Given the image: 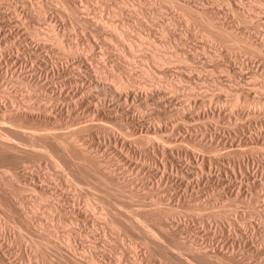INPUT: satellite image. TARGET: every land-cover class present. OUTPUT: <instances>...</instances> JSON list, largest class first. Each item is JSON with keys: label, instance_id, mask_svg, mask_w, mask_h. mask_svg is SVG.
<instances>
[{"label": "rangeland", "instance_id": "374dc122", "mask_svg": "<svg viewBox=\"0 0 264 264\" xmlns=\"http://www.w3.org/2000/svg\"><path fill=\"white\" fill-rule=\"evenodd\" d=\"M62 1L0 0V112L4 107L9 108L8 106H12L14 103L15 106L19 105L20 107L24 106V104L25 106L28 103L30 106L32 104L33 108L36 107V109L34 108L36 111L42 109L41 112L40 110L37 111L36 114L38 115L31 119L30 117H23L22 119L20 117L18 121L14 120L12 116L13 119L9 120L11 115H7L4 117L6 119L4 123L6 121H12L11 123L18 121L19 125H28L29 128L24 127L28 131L33 128L32 130L36 132H44L46 130L59 135L64 130L69 132L71 127L75 131L72 135L75 137H72V139L77 138L76 140H69L70 143L67 144L69 148L64 153L53 139V141H50L51 138H48L50 139L48 140L49 145L47 142H45L47 145L44 143L46 145L44 148L49 152H46V149L45 151L41 150V145L39 144L31 147L26 145L24 148H28L26 150L27 154L22 152L23 146L20 145L18 147L19 152H16L17 154L15 153V155L19 156L22 152L20 156L23 160L21 161L22 164L18 165L17 158L13 157L14 154L11 151L10 154L7 151L3 155V150L0 149V155H3L0 157V204L2 206H0V241L4 238L0 242V249L3 250H0V264H44V260L40 258L42 257L41 254L39 251L36 252L30 242V236L36 233L35 229L23 225V232L19 233L12 224L16 220V222L21 221L23 223L18 212L22 206L23 210H28V214H32L31 210L33 211L32 216H30L33 217L32 220L35 218V222L38 223L36 228L39 227L40 230L45 229V227L48 228L47 231L51 232L49 239L61 245V247L59 246L62 249L61 253L65 252L63 255L65 258L67 257L66 260L63 258L61 262H57L59 260L56 261L57 254H55L56 252L53 248H50L51 246L47 247V250L48 248L50 249L48 252L51 259L53 260L54 258V263L57 262L58 264H67L68 262L72 264L68 256L70 252L65 247L67 246V239L72 235L71 229L69 230L70 235L67 229L70 226V228L73 229L74 227L75 230L78 229L77 231L80 232L72 240L71 245L73 247L76 246L75 249H78L77 251L81 250L82 247L86 250L89 249L88 251H93V253L96 250L95 254L99 255L102 264H139V261L142 262L141 264H185L186 261L189 262L186 264H190L192 261H195V264H206L207 255L205 257L203 255L204 262H202V257L199 256L201 259L195 257L198 256L195 255L196 251H208L209 254H215L222 250L225 253L234 252L235 255L238 254V259L243 258V261L242 259L240 261H245L247 264H264V257L248 253V249L254 248L255 245L264 250V138L262 139L264 137V104L257 103V101H264V0H67L68 2L65 0L66 5H77L78 12L73 16L71 15L72 13L68 12V10L71 11L70 8L68 7L69 9L66 10L67 8L63 6L65 3ZM62 3L64 4L62 5ZM181 4L186 5L185 7L188 6L190 11H192L191 9L198 12L201 10V15L206 16L203 17L196 11L193 14L189 12L188 7L186 10H182L185 7L181 6ZM185 14L186 16L189 15L187 17V19L189 18L188 20H185ZM197 14L200 16L198 17ZM74 16L79 18L80 21L78 22ZM208 16L213 20L208 22ZM204 18H206L205 20L208 24L212 25L215 23L218 28L215 25V27L211 26V28L210 25L205 24ZM103 21H112L117 29L122 32V39H120L121 37L115 38L112 29H110L111 27L100 24ZM52 26L53 28L55 27L54 33ZM162 28H164V31H162ZM211 34L213 37H208ZM56 37L60 38L59 40L61 41ZM130 46L131 48H128ZM257 46H259L258 49ZM154 52L156 55L171 54L169 56H171L172 60L155 63L156 61L153 62L154 60H151L150 54H154ZM175 56H180L179 58L182 57L183 59H176ZM21 75H23V82L20 81ZM114 76H117V79H124L126 83L128 81L129 84L127 83L124 89H118V92L113 83L116 82ZM32 84H38V86ZM41 85L43 86L41 87ZM34 86H37V88L34 89ZM35 93H38L36 97L34 96ZM237 93L240 98L237 96L239 101L235 105L232 102ZM51 94L52 96H47L49 99L45 97V95ZM41 95L44 97L41 98ZM50 97L54 99L52 100ZM25 98H29L30 102ZM44 100L45 103H43ZM229 101L231 104H229ZM10 102L14 103L11 104ZM6 104L8 105L6 106ZM242 110L243 113H241ZM94 122H97L96 125ZM81 124H84V126ZM1 125L3 127V124H0V130L2 129ZM188 125L190 126L188 127ZM67 132L64 131V133L68 134ZM63 135L65 134H61V136ZM20 136V134H17L15 137L19 138ZM140 136L143 138L141 139ZM15 137L14 139L16 140ZM21 137L24 138L23 136ZM18 140L21 141L20 139ZM166 145L167 147H165ZM163 148H167L171 153L174 150L172 154L174 161L166 153L167 149L165 151ZM240 148L247 151H239ZM59 152L63 154L61 155ZM67 154L71 155L72 158ZM214 154L216 155L214 156ZM73 157L75 160L77 158L75 163H78V167L75 164L73 165ZM216 157L219 159H216ZM10 158L15 160L11 162ZM65 159L73 167L70 164L69 166ZM79 159L83 163L78 161ZM209 161L211 162L209 163ZM86 164L88 167L91 166L92 169L86 167ZM228 164H230V167ZM21 165L22 167H20ZM4 167L10 170L7 171ZM16 167H18L19 171ZM74 167L76 169L80 168L81 170H79L82 174H80L79 170L76 172L77 170ZM95 167L97 170H102L103 175L101 171L100 175ZM97 167H101V169ZM12 169L17 171L16 173L13 170L14 178L9 175ZM210 169L211 171H209ZM4 171L10 172L7 174ZM72 171L77 174H73ZM16 174H18L17 177H15ZM240 174H242L241 180ZM24 176L28 179L32 178L35 186L40 183L38 185L42 186L43 192H41L39 187H36L38 190L36 191L34 185L27 186L24 183L26 181L24 179L27 178ZM99 176L101 178L103 176L106 177L107 179H102L103 182L106 181L103 183ZM17 178L20 180L18 181ZM123 181H126L123 184L124 188L122 186ZM119 183L121 186H117L120 185ZM21 184L24 186L20 188ZM32 186V189L29 188ZM42 193L44 194L42 195ZM38 194L42 195V197L45 194L46 196L42 200ZM55 194H60V198L55 197ZM98 198L103 200V202L101 200L102 204ZM20 199L22 200L21 202ZM48 200L51 201V204L59 202L64 209H68L69 205L71 207L72 204L81 208L88 202L93 205L92 210L95 212L86 210V213L77 212L74 215L62 213L63 215L61 214L60 218L63 221L59 224L57 222V217L59 216L57 214L59 213L56 210H51ZM153 202L156 203V206ZM158 205H161V208L164 206V210L162 209V213H160L163 215L159 214L160 218H157L161 222L163 221L162 226L166 228V232L164 228L160 229V226L157 227L158 225H155V221L151 222L149 220L156 219L155 212L152 217L149 213H146L149 218L145 214L153 206H155L154 209L156 210ZM66 206L68 207L66 208ZM32 207L33 209H31ZM14 208L18 213H15ZM83 208L81 209L84 210ZM139 208L141 209L139 210ZM168 208L170 209L167 210ZM152 209L151 211H155ZM165 209L167 212H165ZM9 210H13L11 211L12 213H9ZM144 210L146 211L144 212ZM115 212H117V215L119 214V217L122 215L123 217L130 216L129 218L134 221L144 213L145 217L143 215L139 219L144 218L143 220L146 221L145 218H147L150 221L149 223L143 221V224H149V228L157 230V235L160 234L162 238L158 237L156 232L150 228V232H155L156 238L158 237V240L161 239V242H163L161 245L166 244L164 246L167 249H171L168 246L176 243L172 246V249L174 247L175 251H178L177 248L182 247L178 252H182V255L185 254L184 256L187 259L188 255L191 258L190 261L189 259L185 260L178 252H176L178 254L173 253L175 251L172 249L170 252H163L162 254L159 250L149 247L155 251V253L152 252L153 256L151 249L149 250L144 245V247L142 246L143 238L146 235H153L150 232L149 234L148 231L147 233L145 232V229L149 230L148 226H145V229L143 226L142 231L138 230L141 229L139 225L140 228L133 230L127 227L128 230L124 226L119 227V229L118 227L117 229L113 228L105 221L109 220V216L115 215ZM137 213L141 215L138 217ZM227 213L230 214L228 215ZM9 215L15 217L16 220L10 216L13 221L10 220L9 222ZM131 215H136V217H131ZM241 218L246 222L238 221ZM158 219L156 222H160ZM229 227L231 230L228 229ZM50 228L51 230H49ZM32 229H34V233ZM138 232L143 235L139 236L140 233ZM171 238H174V240ZM63 239L66 241L64 242ZM179 242L181 243L179 244ZM61 243H65V246ZM184 243L186 246H183ZM129 244L130 246L134 244L135 248L132 247L133 249H131ZM192 244L195 249L192 248ZM176 245L178 246L177 248ZM187 246L189 251L193 249L191 252L194 254L190 252V255L189 251L186 250ZM148 250L151 254L147 252ZM51 251L55 252L54 255L53 252L51 254ZM66 252L68 253L67 255ZM37 253L39 254L38 257ZM147 254L151 255L150 257L147 256L149 261L146 259ZM164 254H169V257ZM176 255L182 256V259ZM141 256L143 261L142 259H137L142 258ZM211 257L214 262L209 260V263L216 264L214 255ZM144 258L146 261H144ZM240 261L239 264H242Z\"/></svg>", "mask_w": 264, "mask_h": 264}, {"label": "bare ground", "instance_id": "6f19581e", "mask_svg": "<svg viewBox=\"0 0 264 264\" xmlns=\"http://www.w3.org/2000/svg\"><path fill=\"white\" fill-rule=\"evenodd\" d=\"M57 1V0H56ZM64 1V3H65V0H63ZM62 1V2H63ZM67 1V0H66ZM69 1V0H68ZM67 1V2H68ZM176 1H178V0H176ZM251 1V0H250ZM60 2H61V0H60ZM72 2H75V1H72ZM58 3V2H57ZM64 3H62V5L64 4ZM81 3H82V1H81ZM180 3V2H179ZM67 3H65L63 6H65V8H67L66 10H68L69 8H70V10L71 11H69L68 10V12H70V13H72L71 15L73 16V15H76L77 14V10H78V8H77V5H66ZM169 4V3H168ZM182 4H184V3H182ZM181 4V6H184V5H182ZM80 5H82V4H80ZM102 5V4H101ZM175 5V4H174ZM58 6V5H57ZM67 6V7H66ZM86 6H88V5H86ZM173 6V5H172ZM186 6V5H185ZM184 6V7H185ZM201 6V5H200ZM69 7V8H68ZM188 7V6H187ZM187 7H185L184 9H182V10H186V8ZM227 7V6H226ZM181 8V7H180ZM202 8V7H201ZM86 9V8H85ZM162 9V8H161ZM160 9V10H161ZM188 9H189V7H188ZM203 9V8H202ZM237 9V8H236ZM65 10V11H66ZM192 11H190V9H189V12H192L193 14H194V12L196 11V12H198L197 10H195L194 11V9H191ZM209 10V9H208ZM234 10V9H233ZM40 11V10H39ZM86 11V10H85ZM88 11V10H87ZM168 11V10H167ZM176 11V10H175ZM200 12H202L201 10H199ZM250 11V10H249ZM186 14H187V12L186 11H184ZM183 12V13H184ZM188 12V13H189ZM200 12H198L200 15H201V13ZM69 13V14H70ZM159 13V12H158ZM182 13V14H183ZM206 13V12H205ZM250 13V12H249ZM96 14V13H95ZM174 14V13H173ZM179 14H180V12H179ZM186 14L184 15V17L186 16ZM233 14V13H232ZM101 15V14H100ZM175 15V14H174ZM173 15V16H174ZM195 15H196V13H195ZM199 15V16H200ZM69 16V15H68ZM89 16V15H88ZM192 16V15H191ZM197 16H198V14H197ZM198 16V17H199ZM201 16H203V17H205L206 15H201ZM252 16V15H251ZM45 17V16H44ZM77 20H78V22L80 21L79 20V18H77L76 16H74ZM108 17V16H107ZM187 17H189V15L188 16H186V18H185V20H188L187 19ZM193 17V16H192ZM209 17V16H208ZM46 18V17H45ZM70 18V17H69ZM89 18V17H88ZM191 18V17H190ZM194 18V17H193ZM200 18H202V17H200ZM199 18V19H200ZM207 18V17H206ZM206 18H204L203 20H205ZM109 19V18H108ZM198 19V18H197ZM208 19V22H210V21H212L213 19H210V17L209 18H207ZM106 20V19H105ZM122 20V19H121ZM135 20V19H134ZM201 20V19H200ZM210 20V21H209ZM247 20V19H246ZM89 21V20H88ZM95 21H97V20H95ZM108 21V20H107ZM107 21H103V22H101L100 24H102V25H106L107 27H111L110 29H112V33L115 35V38L116 37H121L122 35H121V33L122 32H120L119 31V29H117V27L114 25V23L112 22V21H110V22H107ZM182 21V20H181ZM215 21V20H214ZM263 21V20H262ZM82 22V21H81ZM86 22V21H85ZM98 22V21H97ZM139 22V21H138ZM179 22V21H178ZM188 22V21H187ZM99 23V22H98ZM98 23H95V24H98ZM170 23V22H169ZM190 23V22H189ZM198 23V22H197ZM207 23V21L205 20V24ZM214 23V22H213ZM174 24V23H173ZM194 24V23H193ZM72 25V24H71ZM166 25V24H165ZM191 25V24H190ZM207 25H210V27L212 26H214L215 25V23L214 24H208L207 23ZM99 26V25H98ZM103 26V27H104ZM123 26V25H122ZM216 26V25H215ZM214 26V27H215ZM165 27H167V26H165ZM176 27V26H175ZM211 27V28H212ZM221 27V26H220ZM219 27V28H220ZM51 28V27H50ZM52 28H53V26H52ZM55 28V27H54ZM52 29V31L53 30H55V29ZM94 28H96V27H94ZM147 28V27H146ZM172 28V27H171ZM216 28H218L217 26H216ZM215 28V29H216ZM222 29H223V27H221ZM221 28H220V30H221ZM227 28V27H226ZM108 29V28H107ZM124 29H125V27H124ZM130 29V28H129ZM96 30V29H95ZM176 30V29H175ZM225 30V29H224ZM111 31V30H110ZM130 31V30H129ZM162 31H164V28H162ZM161 31V32H162ZM213 31V30H212ZM49 32V31H48ZM167 32V31H166ZM171 32V31H170ZM53 33H54V31H53ZM56 33V32H55ZM133 33V32H132ZM163 33V32H162ZM167 33H169V32H167ZM221 33V32H220ZM108 34V33H107ZM111 34V33H110ZM124 34V33H123ZM127 34V33H126ZM228 34V33H227ZM96 35V34H95ZM168 35V34H167ZM207 35H208V33H207ZM55 36H58V35H55ZM165 36V35H164ZM229 36V35H228ZM231 36V35H230ZM235 36V35H234ZM238 36V35H237ZM39 37V36H38ZM111 37H112V35H111ZM208 37H213L212 36V34L211 35H209ZM224 37V36H223ZM233 37V36H232ZM57 39H58V37H56ZM95 38V37H94ZM106 38V37H105ZM175 38V37H174ZM229 38V37H228ZM60 39V38H59ZM58 39V40H59ZM120 39H122V37L120 38ZM148 39V38H147ZM50 40V39H49ZM105 40V39H104ZM145 40V39H144ZM216 40V39H215ZM29 41V40H28ZM33 41V40H32ZM59 41H61V40H59ZM58 41V42H59ZM227 41V40H226ZM49 43V42H48ZM114 43V42H113ZM130 43V42H129ZM155 43V42H154ZM57 44V43H56ZM59 44V43H58ZM60 44H61V42H60ZM73 44V43H72ZM127 44V43H126ZM156 45V44H155ZM178 45V44H177ZM245 45V44H244ZM68 46H69V44H68ZM134 46V45H133ZM258 47L259 46H257V49H258ZM128 48H131V46L130 47H128ZM182 48V47H181ZM69 49V48H68ZM149 49H150V47H149ZM51 50V49H50ZM133 50V49H132ZM142 50V49H141ZM48 52V51H47ZM138 52V51H137ZM141 52V51H140ZM161 53V52H160ZM178 53V52H177ZM232 53V52H231ZM151 54V60H154L153 62H155V63H159V62H169V61H171L172 60V58H171V56H169V55H171V54H169V55H166V54H162V55H156V53L154 52V54L153 53H150ZM179 54V53H178ZM181 54V53H180ZM173 55V54H172ZM148 56V55H147ZM38 57H39V55H38ZM67 57V56H66ZM176 57V56H175ZM180 57V56H179ZM179 57H176V59H183L182 57L181 58H179ZM185 57V56H184ZM4 58V57H3ZM35 58H37V57H35ZM45 58V57H44ZM84 58H86V57H84ZM22 59V58H21ZM27 59V58H26ZM185 60V59H184ZM187 60H189V59H187ZM33 62V61H32ZM37 62V61H36ZM81 62V61H80ZM47 63V62H46ZM176 63V62H175ZM189 63V62H188ZM21 64V63H20ZM44 64V63H43ZM179 64V63H178ZM33 65V64H32ZM148 65V64H147ZM185 65V64H184ZM39 66V65H38ZM82 66V65H81ZM150 66V65H149ZM25 67V66H24ZM89 67V66H88ZM163 67V66H162ZM198 67V66H197ZM14 68V67H13ZM80 68V67H79ZM93 68V67H92ZM145 68V67H144ZM25 69V68H24ZM85 69V68H84ZM142 69V68H141ZM151 69V68H150ZM180 69V68H179ZM44 70V69H43ZM45 70H46V68H45ZM95 70V69H94ZM220 70V69H219ZM223 70V69H222ZM32 71V70H31ZM52 72V71H51ZM147 72V71H146ZM114 73V72H113ZM33 74H35V73H33ZM33 74H31V75H33ZM92 74V73H91ZM146 74V73H145ZM28 75V74H27ZM37 75V74H36ZM35 75V76H36ZM84 75V74H83ZM112 75V74H111ZM38 76V75H37ZM40 76V75H39ZM86 76V75H85ZM97 76V75H96ZM21 77V82H23V80H22V78H23V75H21L20 76ZM33 77V76H32ZM31 77V78H32ZM75 77H76V75H75ZM106 77V76H105ZM108 77V76H107ZM117 76H114V79L116 78ZM153 77V76H152ZM26 78V77H25ZM27 78H29L28 76H27ZM35 78V77H34ZM33 78V79H34ZM66 78V77H65ZM86 78V77H85ZM88 78V77H87ZM119 78V77H118ZM121 78V77H120ZM40 79V78H39ZM43 79V78H42ZM47 79V78H46ZM113 79V80H114ZM128 79V78H127ZM27 80V79H26ZM32 80V79H31ZM48 80V79H47ZM54 80V79H53ZM116 80V82H113L114 84H115V89L117 88V91H118V89H121V88H125L126 86H127V83H128V81H127V83H126V81L124 80V79H115ZM124 80V81H123ZM142 80V79H141ZM180 80V79H179ZM221 80V79H220ZM36 81V80H35ZM46 81V80H45ZM83 81V80H82ZM96 81V80H95ZM101 81V80H100ZM108 81V80H107ZM31 82V81H30ZM29 82V84H31ZM38 82V81H37ZM64 82V81H63ZM92 82V81H91ZM104 82H106V81H104ZM131 82V81H130ZM134 82V81H133ZM143 82V81H142ZM168 82V81H167ZM33 83H34V81H33ZM60 83V82H59ZM75 83H77V82H75ZM43 84H46V83H43ZM48 84H49V82H48ZM86 84V83H85ZM129 84V83H128ZM140 84V83H139ZM231 84V83H230ZM23 85V84H22ZM32 85H37L38 86V84H32ZM51 85V84H50ZM83 85V84H82ZM136 85V84H135ZM171 85V84H170ZM174 85V84H173ZM37 86L34 88V89H36L37 88ZM43 85H41V87H42ZM62 86V85H61ZM66 86V85H65ZM64 86V87H65ZM84 86V85H83ZM147 86V85H146ZM162 86V85H161ZM241 86V85H240ZM31 87V86H30ZM92 87V86H91ZM138 87V86H137ZM175 87V86H174ZM248 87V86H247ZM33 88V87H32ZM50 88V87H49ZM58 88V87H57ZM60 88V87H59ZM140 88V87H139ZM151 88V87H150ZM56 89V88H55ZM97 89V88H96ZM128 89V88H127ZM135 89V88H134ZM148 89V88H147ZM243 89V88H242ZM252 89V88H251ZM250 89V90H251ZM33 90V89H32ZM49 90H51V89H49ZM53 90H54V88H53ZM73 90V89H72ZM85 90V89H84ZM103 90H104V88H103ZM106 90H107V88H106ZM145 90V89H144ZM149 90V89H148ZM179 90V89H178ZM34 91V90H33ZM52 91V90H51ZM135 91V90H134ZM219 91V90H218ZM223 91V90H222ZM225 91V90H224ZM242 91V90H241ZM5 92V91H4ZM36 92V91H35ZM71 92H73V91H71ZM115 92V91H114ZM119 92V91H118ZM121 92V91H120ZM150 92V91H149ZM228 92V91H227ZM44 93H45V91H44ZM48 93V92H47ZM53 93H55V91H53ZM74 93V92H73ZM107 93V92H106ZM126 93V92H125ZM138 93V92H137ZM217 93V92H216ZM233 94H234V92H232ZM32 96H33V94L32 93H30ZM38 94V93H37ZM37 94L35 93V97L37 96ZM75 94V93H74ZM83 94V93H82ZM105 94V93H104ZM27 95H28V93H27ZM30 95V96H31ZM56 95V94H55ZM60 95H61V93H60ZM90 95H91V93H90ZM225 95H227V94H225ZM251 95V94H250ZM31 96V97H32ZM38 96H40V95H38ZM49 97V96H52V94L51 95H45V97ZM58 96V95H57ZM80 96V95H79ZM123 96V95H122ZM168 96V95H167ZM214 96V95H213ZM236 97L238 96L239 98H240V96H239V94L237 93V95H235ZM234 96V100H233V102H232V104H237L238 103V97L236 98ZM249 96V95H248ZM27 97V96H26ZM31 97H29V98H31ZM44 96H42L41 95V98H43ZM47 97V98H48ZM74 97V96H73ZM72 97V98H73ZM99 97V96H98ZM153 97V96H152ZM193 97V96H192ZM29 98L27 99V98H25V99H27L28 101H29ZM40 98V97H39ZM51 98V97H50ZM111 98H113V97H111ZM145 98V97H144ZM155 98V97H154ZM214 98V97H213ZM220 98V97H219ZM227 98V97H226ZM232 98V97H231ZM46 99V98H45ZM49 99V98H48ZM52 99V98H51ZM54 99V98H53ZM52 99V100H53ZM65 99V98H64ZM98 99V98H97ZM142 99V98H141ZM215 99V98H214ZM10 100H12V99H10ZM26 100V102H28ZM42 100V99H41ZM73 100V99H72ZM76 100V99H75ZM126 100V99H125ZM136 100V99H135ZM1 101V100H0ZM25 101V100H24ZM74 101V100H73ZM80 101V100H79ZM172 101V100H171ZM241 101V100H240ZM253 101V100H252ZM7 102V101H6ZM25 102V103H26ZM30 102V101H29ZM58 102H60V101H58ZM78 102V101H77ZM116 102V101H115ZM132 102V101H131ZM138 102V101H137ZM11 104L12 103H14V102H10ZM41 103V102H40ZM43 103H45V100H44V102ZM89 103V102H88ZM96 103V102H95ZM102 103V102H101ZM133 103V102H132ZM159 103V102H158ZM222 103V102H221ZM256 103V102H255ZM257 103H262V104H264V101H257ZM3 104V103H2ZM21 104V103H20ZM27 104V103H26ZM42 104V103H41ZM57 104V103H56ZM69 104V103H68ZM112 104H114V103H112ZM116 104H117V102H116ZM229 104H231V102L229 101ZM8 104H6V106H7ZM10 105V104H9ZM17 105V104H16ZM46 105H49V104H46ZM61 105V104H60ZM95 105V104H94ZM98 105V104H97ZM251 105V104H250ZM4 106V105H3ZM22 106V105H21ZM45 106V105H44ZM78 106V105H77ZM109 106V105H108ZM138 106V105H137ZM229 106V105H228ZM9 108H7V107H4L3 109H1V112H0V124H3V127H2V125H1V127H2V129L0 130V149L1 150H3L2 152H3V155H4V153H7V151L9 152V154L12 152L14 155H13V157L17 160V165L18 164H20L21 163V161L23 160V158L20 156L21 154H22V152H25V153H27L26 152V150L28 149H26V148H24V146H28V145H30L29 147H31V146H37V144H39V145H41L40 146V148H41V150L43 149L44 151H45V149L46 148H44V147H46V143L45 142H47L48 143V145H49V142H48V140H50V139H48V138H51V140L50 141H55L56 142V144L60 147V149H61V151H63V153L65 152V150L67 151V148H69V147H67V144L68 143H70V141L69 140H71L72 139V137H75V136H72L73 134H74V130H73V128L71 129V127L69 128V132H67L66 130H64L65 132H67L68 134H66V133H64V131L63 130H61V131H63V133H61V134H65V135H63V136H61V134L59 135V134H55V133H51V132H47L46 130V132L44 131V132H42V131H40V132H36V131H34V130H32V129H30L29 131H28V129H25V128H29V126L27 127V126H23V125H19L20 123L18 122L19 121V118L21 117V119L24 117H30V119L31 118H34L35 116H37L38 114H36V112L37 111H39L40 110V112L42 111V109H39V110H34V108L36 109V107H32V104H31V106L29 105V103L25 106V104H24V106H22V107H20L19 105L18 106H15V103L14 104H12V106H8ZM63 107V106H62ZM135 107V106H134ZM152 107H154V106H152ZM234 107V106H233ZM249 107V106H248ZM40 108V107H39ZM42 108V107H41ZM64 108V107H63ZM80 108V107H79ZM82 108V107H81ZM109 108V107H108ZM141 108V107H140ZM169 108H171V107H169ZM247 108V107H246ZM216 109V108H215ZM45 110V109H44ZM53 110V109H52ZM111 110V109H110ZM150 110V109H149ZM184 110V109H183ZM244 110V109H243ZM243 110H242V112L241 113H243ZM250 110V109H249ZM173 111V110H172ZM171 111V112H172ZM177 111V110H176ZM185 111V110H184ZM194 111V110H193ZM251 111V110H250ZM39 112V114H41ZM63 112V111H62ZM61 112V113H62ZM115 112V111H114ZM141 112V111H140ZM174 112V111H173ZM180 112V111H179ZM229 112V111H228ZM47 113V112H46ZM80 113V112H79ZM99 113V112H98ZM104 113H106V112H104ZM119 113V112H118ZM177 113V112H176ZM252 113V112H251ZM116 114V113H115ZM120 114V113H119ZM183 114V113H182ZM185 114V113H184ZM238 114H240V113H238ZM9 116V115H11V117H10V119L9 120H11V118H12V116L14 117V120H18V121H14L15 123H11L10 121H6L7 122V124H5L4 123V120H6V119H4V117H6V116ZM111 115V114H110ZM157 115V114H156ZM168 115V114H167ZM172 115V114H171ZM176 115V114H175ZM190 115V114H189ZM205 115V114H204ZM219 115V114H218ZM83 116V115H82ZM97 116V115H96ZM113 116V115H112ZM143 116V115H142ZM163 116V115H162ZM80 117V116H79ZM172 117V116H171ZM26 118V119H27ZM42 118H43V116H42ZM45 118H46V116H45ZM103 118V117H102ZM13 119V118H12ZM21 119H20V122H21ZM166 119V118H165ZM44 120V119H43ZM46 120V119H45ZM57 120V119H56ZM64 120V119H63ZM96 120V119H95ZM98 120V119H97ZM80 121V120H79ZM160 121V120H159ZM23 122V121H22ZM34 122V121H33ZM86 122V121H85ZM10 125H9V124ZM16 123H18V124H16ZM95 123V125H96V123L97 122H94ZM134 123V122H133ZM185 123V122H184ZM49 124V123H48ZM78 124V123H77ZM88 124V123H87ZM128 124V123H127ZM135 124V123H134ZM32 125V124H31ZM30 125V126H31ZM76 125V124H75ZM81 125H83L84 126V124H81ZM80 125V126H81ZM144 125V124H143ZM177 125V124H176ZM187 125V124H186ZM72 126V125H71ZM87 126V125H86ZM108 126V125H107ZM131 126H133V125H131ZM190 125H188V127H189ZM25 127V128H24ZM36 127V126H35ZM79 127V126H78ZM127 127V126H126ZM83 128V127H82ZM180 128V127H179ZM62 129V128H61ZM86 129H88V128H86ZM85 129V130H86ZM96 129V128H95ZM99 129V128H98ZM106 129H107V127H106ZM207 129V128H206ZM90 130V129H89ZM100 130V129H99ZM98 130V131H99ZM129 130V129H128ZM141 130V129H140ZM187 130V129H186ZM38 131V130H37ZM208 131V130H207ZM212 131V130H211ZM54 132V131H53ZM60 132V131H59ZM114 132V131H113ZM143 132V131H142ZM173 132V131H172ZM205 132V131H204ZM14 133H16V135L17 134H20L21 136H23L24 138H22L21 136V138L19 137H15L16 135H14L13 136V134ZM77 133V132H76ZM107 133V132H106ZM83 134V133H82ZM114 134V133H113ZM185 134V133H184ZM187 134V133H186ZM191 134V133H190ZM196 134V133H195ZM203 134V133H202ZM201 134V135H202ZM78 135V134H77ZM133 135V134H132ZM164 135H166V134H164ZM208 135V134H207ZM236 135V134H235ZM120 136V135H119ZM131 136V135H130ZM205 136V135H204ZM240 136V135H239ZM14 137L16 138V140L14 139ZM79 137V136H78ZM82 137V136H81ZM139 137V136H138ZM137 137V138H138ZM163 137V136H162ZM185 137V136H184ZM235 137V136H234ZM20 139L21 141H19L18 139ZM70 138V139H69ZM115 138V137H114ZM117 138H119V137H117ZM125 138V137H124ZM124 138H123V140H124ZM134 138V137H133ZM140 138L142 139L143 137H141L140 136ZM176 138H178V137H176ZM217 138V137H216ZM245 138V137H244ZM243 138V139H244ZM259 138V137H258ZM264 137H262V139H263ZM53 139V140H52ZM77 138H73L72 140H76ZM130 139V138H129ZM160 139V138H159ZM172 139V138H171ZM213 139V138H212ZM47 140V141H46ZM111 140V139H110ZM147 140V139H146ZM163 140V139H162ZM161 140V141H162ZM177 140V139H176ZM197 140V139H196ZM199 140V139H198ZM219 140V139H218ZM241 140V139H240ZM258 140V139H257ZM86 141V140H85ZM131 141V140H130ZM154 141V140H153ZM194 141V140H193ZM205 141V140H204ZM256 141V140H255ZM123 142V141H122ZM132 142H133V140H132ZM228 142V141H227ZM226 142V143H227ZM260 142V141H259ZM263 142V141H262ZM46 145H45V144ZM53 143V142H52ZM80 143V142H79ZM135 143V142H134ZM144 143H145V141H144ZM150 143V142H149ZM154 143V142H153ZM181 143V142H180ZM231 143V142H230ZM247 143V142H246ZM55 144V145H56ZM71 144H72V141H71ZM81 144V143H80ZM111 144V143H110ZM163 144V143H162ZM182 144V143H181ZM258 144V143H257ZM20 145L21 146H23L22 148H23V150L25 149V151H23L22 150V148H20L21 150H22V152H21V154L19 155V156H17V155H15V153L16 152H19V149H18V147H20ZM38 145V146H39ZM74 145L76 146V144H75V142H74ZM137 145V144H136ZM171 145V144H170ZM173 145V144H172ZM241 145V144H240ZM117 146V145H116ZM152 146V145H151ZM154 146V145H153ZM155 146H156V144H155ZM169 146V145H168ZM186 146V145H185ZM54 147V146H53ZM56 147V146H55ZM58 147V148H59ZM97 147V146H96ZM134 147V146H133ZM163 147V146H162ZM165 147H167V145L165 146ZM164 147V148H165ZM180 147V146H179ZM184 147V146H183ZM39 148V149H40ZM57 148V149H58ZM150 148V147H149ZM163 148V150H165L166 151V149H164ZM245 148H247V147H245ZM254 148V147H253ZM114 149V148H113ZM118 149V148H117ZM121 149V148H120ZM125 149H127V148H125ZM153 149V148H152ZM177 149V148H176ZM179 149V148H178ZM210 149V148H209ZM208 149V150H209ZM213 149V148H212ZM238 149V148H237ZM30 150V149H29ZM40 150V151H41ZM55 150V149H54ZM77 150V149H76ZM112 150V149H111ZM130 150V149H129ZM138 150V149H137ZM157 150V149H156ZM240 150H244V149H242V148H240L239 149V151ZM11 151V152H10ZM81 151H82V149H81ZM173 152H174V150H172ZM179 151V150H178ZM177 151V152H178ZM182 151V150H181ZM244 151H247L246 149L244 150ZM46 152H49V151H47V149H46ZM84 152V151H83ZM125 152H126V150H125ZM173 152L171 153V151L170 150H168L167 149V151H166V153L167 154H169L168 156L169 157H171V160L172 161H174V156L172 155L173 154ZM194 152V151H193ZM192 152V153H193ZM196 152V151H195ZM220 152V151H219ZM227 153H228V151H226ZM1 153V152H0ZM35 153V152H34ZM60 153V152H59ZM63 153H60L61 155L63 154ZM73 153V152H72ZM82 153V152H81ZM129 153V152H128ZM132 153V152H131ZM140 153H141V151H140ZM221 153V152H220ZM226 153V154H227ZM242 153V152H241ZM17 154V153H16ZM28 154V153H27ZM66 154V153H65ZM145 154V153H144ZM235 154V153H234ZM237 154V153H236ZM240 154V153H239ZM2 155V156H3ZM25 155V154H24ZM49 155V154H48ZM67 155H69V154H67ZM124 155V154H123ZM127 155V154H126ZM129 155V154H128ZM146 155H147V153H146ZM187 155V154H186ZM186 155H185V157H186ZM195 155V154H194ZM193 155V156H194ZM216 154H214V156H215ZM224 155V154H223ZM1 155H0V157H2ZM6 156V155H5ZM12 156V155H11ZM10 156V157H11ZM34 156V155H33ZM66 156V155H65ZM70 157H71V155H69ZM122 156V155H121ZM137 156V155H136ZM166 156V155H165ZM228 156V155H227ZM40 157V156H39ZM67 157V156H66ZM77 157V156H76ZM93 157V156H92ZM204 157V156H203ZM223 157V156H222ZM65 158V157H64ZM72 158V157H71ZM79 158V157H78ZM81 158V157H80ZM140 158V157H139ZM166 158V157H165ZM195 158V157H194ZM218 157H216V159H217ZM244 158V157H243ZM8 159V158H7ZM15 159H12V160H15ZM125 159V158H124ZM146 159V158H145ZM185 159V158H184ZM198 159V158H197ZM197 159H196V162H197ZM219 159V158H218ZM226 159V158H225ZM6 160V159H5ZM10 160H11V158H10ZM12 160H11V162H12ZM73 160H74V163H73V165L75 164V165H77L76 163H75V161L77 160V158H76V160L74 159V157H73ZM96 160V159H95ZM98 160V159H97ZM111 160V159H110ZM132 160V159H131ZM149 160V159H148ZM26 161V160H25ZM63 161V160H62ZM65 161L67 162V164H68V162L69 161H67V159H65ZM78 161H82L81 159H79ZM123 161V160H122ZM136 161V160H135ZM140 161V160H139ZM167 161V160H166ZM202 161H204L203 159H202ZM214 161V160H213ZM228 161V160H227ZM41 162V161H40ZM55 162H57V161H55ZM59 162V161H58ZM64 162V161H63ZM71 162V161H70ZM79 162V163H80ZM97 162V161H96ZM163 162H164V160H163ZM170 162V161H169ZM182 162V161H181ZM190 163H191V161H189ZM211 161H209V163H210ZM221 162V161H220ZM231 162V161H230ZM229 162V163H230ZM14 163V162H13ZM82 163H83V161H82ZM84 163H86V162H84ZM174 163V162H173ZM186 163H187V161H186ZM235 163V162H234ZM11 164V163H10ZM15 164V163H14ZM22 164V163H21ZM56 164V163H55ZM70 164V163H69ZM68 164V165H69ZM91 164V163H90ZM168 164V163H167ZM207 164V163H206ZM243 164H245V163H243ZM24 165V164H23ZM53 165H54V163H53ZM71 165V164H70ZM69 165V166H70ZM87 165V164H86ZM85 165V166H86ZM125 165V164H124ZM135 165V164H134ZM148 165H149V163H148ZM164 165H166V164H164ZM220 165V164H219ZM225 165V164H224ZM229 165V167H230V164H228ZM235 165V164H234ZM15 166V165H14ZM29 166V165H28ZM62 166V165H61ZM72 166V165H71ZM79 166H80V164H79ZM157 166V165H156ZM211 166V165H210ZM215 166V165H214ZM216 166H217V164H216ZM242 166V165H241ZM248 166V165H247ZM8 167H13V166H8ZM20 167H22V165L20 166ZM20 167H19V169H20ZM73 167V166H72ZM76 167H78V165L76 166ZM86 167H88V165L86 166ZM85 167V168H86ZM102 167V166H101ZM101 167L100 168H98V169H101ZM172 167V166H171ZM204 167V166H203ZM209 167V166H208ZM5 168V167H4ZM3 168V170H5ZM17 168V170H18V167H16ZM75 168V167H74ZM74 168H73V170H74ZM89 169H92L91 168V166L90 167H88ZM201 168V167H200ZM232 168V167H231ZM230 168V169H231ZM76 169V168H75ZM80 168H78V169H76L75 171L76 172H78V170H79ZM95 169H96V167H95ZM186 169V168H185ZM253 169V168H252ZM2 170V169H1ZM3 170H2V172H3ZM7 171L8 170H10V169H6ZM13 170L14 169H12V171L9 173V175H12L13 176V178H14V172H13ZM56 170V169H55ZM81 170V169H80ZM79 170V171H80ZM94 170V169H93ZM97 170V169H96ZM159 170H160V168H159ZM162 170V169H161ZM171 170V169H170ZM202 170V169H201ZM221 170V169H220ZM236 170V169H235ZM234 170V171H235ZM241 170V169H240ZM243 170V169H242ZM7 171L5 172V173H7ZM16 173H17V171H16V169L14 170ZM19 171V170H18ZM97 171H99V174L101 175V173H100V171L102 172V170H97ZM96 171V172H97ZM104 171V170H103ZM108 171V170H107ZM107 171H106V173H107ZM153 171V170H152ZM165 171V170H164ZM209 171H211V169L209 170ZM218 171V170H217ZM244 171V170H243ZM24 172V171H23ZM31 172V171H30ZM73 172V171H72ZM95 172V173H96ZM110 172V171H109ZM141 172V171H140ZM145 172H146V170H145ZM179 172V171H178ZM203 172V171H202ZM207 172V171H206ZM219 172V171H218ZM241 172V171H240ZM250 172V171H249ZM7 173V174H8ZM58 173V172H57ZM106 173H104V174H106ZM115 173V172H114ZM173 173V172H172ZM171 173V174H172ZM1 174V173H0ZM7 174H5L6 176H8ZM19 174V173H18ZM18 174H16V176L15 177H17V175ZM73 174H77V173H74L73 172ZM80 174H82L81 173V171H80ZM122 174V173H121ZM143 174V173H142ZM214 174V173H213ZM21 175V174H20ZM20 175H19V177H20ZM30 175V174H29ZM33 175V174H32ZM102 175H103V172H102ZM109 175H111V173H109ZM115 175V174H114ZM141 175V174H140ZM150 175V174H149ZM154 175V174H153ZM186 175V174H185ZM221 175V174H220ZM226 175V174H225ZM238 175V174H237ZM246 175V174H245ZM253 175V174H252ZM2 176V175H1ZM77 176V175H76ZM80 176V175H79ZM120 176V175H119ZM146 176V175H145ZM163 176V175H162ZM173 176V175H172ZM181 176V175H180ZM235 176V175H234ZM241 176H242V174H240V180H241ZM244 176V175H243ZM25 177V176H24ZM39 177V176H38ZM41 177V176H40ZM100 178H101V176H99ZM106 177H107V175H106ZM106 177H104L103 176V178L105 179ZM183 177V176H182ZM194 177V176H193ZM208 177V176H207ZM228 177V176H227ZM226 177V178H227ZM8 178V177H7ZM12 178V179H13ZM21 178H23V177H21ZM25 178H27V177H25ZM54 178V177H53ZM99 178V179H100ZM103 178H101V180L103 179ZM110 178V177H109ZM108 178V179H109ZM177 178V177H176ZM247 178V177H246ZM18 179V181L20 180L19 178H17ZM17 179H15V180H17ZM28 179V178H27ZM24 179V180H26V181H24V183L25 184H27V186L28 185H34V189H36V191H38L37 190V188L36 187H39L40 189H41V192H43L42 190V186H39L38 184H40V183H36L37 185L35 186V183H34V181L32 180V178L31 179ZM103 179V180H104ZM107 179V178H106ZM111 179H112V177H111ZM123 179V178H122ZM129 179V178H128ZM164 179V178H163ZM185 179V178H184ZM187 179V178H186ZM189 179V178H188ZM194 179V178H193ZM220 179V178H219ZM244 179V178H243ZM8 180H9V178H8ZM59 180V179H58ZM67 180V179H66ZM100 180V181H101ZM103 180H102V182H103ZM124 180V179H123ZM137 180V179H136ZM153 180V179H152ZM190 180V179H189ZM228 180H229V178H228ZM231 180V179H230ZM237 180V179H236ZM17 181V182H18ZM57 181V180H56ZM106 181V180H105ZM104 181V182H105ZM120 181V180H119ZM118 181V182H119ZM122 181V180H121ZM127 181V180H126ZM125 181V182H126ZM145 181V180H144ZM143 181V182H144ZM174 181V180H173ZM254 181V180H253ZM13 182H15L14 180H13ZM36 182V181H35ZM50 182V181H49ZM67 182V181H66ZM103 182V183H104ZM124 182V181H123ZM125 182L124 183H122V186H123V184H125ZM149 182V181H148ZM172 182V181H171ZM233 182V181H232ZM237 182V181H236ZM242 182V181H241ZM20 183H22V182H20ZM96 183V182H95ZM108 183V182H107ZM16 184H18V183H16ZM51 184V183H50ZM75 184V183H74ZM101 184V183H100ZM120 184V183H119ZM173 184V183H172ZM7 185H8V183H7ZM49 185V184H48ZM104 185V184H103ZM115 185H117V184H115ZM165 185V184H164ZM192 185V184H191ZM214 185V184H213ZM250 185V184H249ZM22 186H24V185H22L21 184V186H20V188L22 187ZM26 186V185H25ZM51 186V185H50ZM53 186V185H52ZM117 186H121V184L120 185H117ZM116 186V187H117ZM149 186V185H148ZM240 186V185H239ZM57 187H58V185H57ZM56 187V188H57ZM109 187V186H108ZM115 187V188H116ZM129 187V186H128ZM127 187V188H128ZM181 187V186H180ZM218 187V186H217ZM232 187H234V186H232ZM29 188H33V186L32 187H29ZM46 188V187H45ZM52 188V187H51ZM110 188V187H109ZM114 188V189H115ZM119 188H121V187H119ZM118 188V189H119ZM123 188H124V186H123ZM133 188V187H132ZM183 188V187H182ZM240 188V187H239ZM257 188V187H256ZM18 189H19V187H18ZM61 189V188H60ZM131 189V188H130ZM201 189V188H200ZM224 189H225V187H224ZM247 189V188H246ZM108 190V189H107ZM121 190V189H120ZM165 190V189H164ZM204 190V189H203ZM40 191V190H39ZM44 191H45V189H44ZM121 191H123V190H121ZM131 191H133V190H131ZM238 191H240V190H238ZM120 192V191H119ZM134 192V191H133ZM168 192V191H167ZM186 192V191H185ZM228 192V191H227ZM20 193V192H19ZM39 194H41L40 192H38ZM45 193V192H44ZM44 193H42V195L44 194ZM53 193H55V192H53ZM57 193V192H56ZM61 193V192H60ZM74 193V192H73ZM87 193V192H86ZM173 193V192H172ZM181 193V192H180ZM38 194V196H40L41 198L40 199H42L43 197H45L46 196V194H45V196H43L42 197V195H39ZM139 194V193H138ZM220 194V193H219ZM48 195V194H47ZM60 194H55V197H59L60 198V196H59ZM63 195V194H62ZM222 195V194H221ZM243 195V194H242ZM170 196V195H169ZM201 196V195H200ZM216 196V195H215ZM232 196V195H231ZM246 197V196H245ZM88 198V197H87ZM101 198V197H100ZM100 198H98L99 200H100V203L102 204V202H103V200L102 199H100ZM102 198H103V196H102ZM36 199V198H35ZM63 199V198H62ZM75 199V198H74ZM158 199V198H157ZM43 200V199H42ZM96 200V199H95ZM101 200H102V202H101ZM131 200V199H130ZM169 200H170V197H169ZM168 200V201H169ZM211 200V199H210ZM218 200H220V199H218ZM19 201V200H18ZM17 201V202H18ZM22 200L20 199V202H21ZM33 201H34V199H33ZM37 201V200H36ZM49 202H50V208H51V210L53 209V210H56V212H58L59 214H57V215H59L58 217H57V222L60 224L63 220H61V218H60V216H62L64 213H65V215H66V213H70V214H73L74 215V213L76 214L77 212H80V213H86L88 210H90L91 212H95V211H93L92 209H93V205H91L90 203H86V205H84L83 207H81V208H83L84 210H82L81 208H78L79 206H76V205H73L72 204V206L70 207V205H69V208L68 209H64V208H62L63 206H60V205H62V204H60L59 202H54V203H52L51 204V201L50 200H48ZM53 201V200H52ZM54 201H56V200H54ZM75 201V200H74ZM98 201V200H97ZM223 201V200H222ZM40 202V201H39ZM42 202V201H41ZM91 202V201H90ZM95 202V201H94ZM23 204H24V202H22ZM22 203H21V205H22ZM34 203V202H33ZM79 203V202H78ZM97 203V202H96ZM99 203V204H100ZM153 203H155V202H153ZM211 203V202H210ZM263 203V202H262ZM70 204V203H69ZM98 204V203H97ZM158 204V203H157ZM171 204H173V203H171ZM214 204V203H213ZM32 205V204H31ZM155 206H156V203L154 204ZM206 205V204H205ZM209 205V204H208ZM232 205V204H231ZM0 206H1V204H0ZM17 206H19L18 204H17ZM25 206V205H24ZM34 206V205H33ZM37 206V205H36ZM41 206V205H40ZM48 206V205H47ZM97 206V205H96ZM155 206H153V207H151V209L152 210H155L154 208H155ZM161 206V205H160ZM159 205L156 207V210L155 211H151V209H148L147 211H149V212H145L146 210H144V212H145V214L147 213H149V215L152 217V215H155V213H156V219H149V220H151V222L153 221H155V225H158L157 227H159L160 226V229L162 228H164L162 225V223H163V221L161 222L160 221V219H158L157 217H159L160 215H163V214H160V213H162V209L164 210V206H162V208L160 207ZM250 206H252V205H250ZM2 207V206H1ZM27 207V206H26ZM30 207V206H29ZM68 206H66V208H67ZM99 207V206H98ZM102 208H103V206H101ZM145 207V206H144ZM165 207H167V206H165ZM168 207H170V206H168ZM209 207V206H208ZM19 208V207H18ZM34 208H36L35 206H34ZM44 208H46V207H44ZM146 208H148V207H146ZM171 208V207H170ZM170 208H168L167 210H169ZM263 208V207H262ZM4 209H5V207H4ZM9 209V208H8ZM25 209V208H24ZM28 209V208H27ZM31 209H33V207L31 208ZM37 209V208H36ZM81 209V210H80ZM97 209V208H96ZM111 209V208H110ZM141 208H139V210H140ZM219 209V208H218ZM221 209V208H220ZM224 209V208H223ZM231 209V208H230ZM241 209V208H240ZM239 209V210H240ZM243 209V208H242ZM6 210V209H5ZM38 210V209H37ZM47 210V209H46ZM51 210H49V211H51ZM87 210V211H86ZM217 210V209H216ZM222 210V209H221ZM234 210V209H233ZM233 210H230V211H233ZM11 211H13V210H11ZM10 210H9V213L11 212ZM14 211H15V213H20V218L22 219V222L23 223H21V221L18 219V221H20V222H16L17 220H16V218L15 217H13L12 215H9V219H8V221L10 222V220L13 218L14 220H16V221H13V220H11V221H13V225H14V227H16L15 229H17V231L19 232V233H21V231L23 232V225H25V226H29L28 228H30V227H33L34 229H35V235H28V236H30V242H31V245H33V247H34V249L36 250V252L37 251H39V253L41 254V256L42 257H40V258H42L43 260H44V264H56L57 262H61L62 261V259L63 258H65L64 257V255L63 254H65V252L62 254L61 253V245H59V243L57 244L56 242H54V241H51L49 238H50V231H47V229L48 228H46L45 226V229H39V227L38 228H36L37 226H38V223H36L35 222V218L32 220V218L33 217H31L32 216V214H33V211L31 210V212H32V214L30 213V214H28L29 212H27L28 210H23V206L22 207H20V209H19V211L18 212H16V210H15V208H14ZM26 211V212H25ZM30 211V210H29ZM108 211V210H107ZM115 211V210H114ZM114 211H113V213H114ZM127 211V210H126ZM213 211H215V210H213ZM220 211V210H219ZM228 211V210H227ZM229 211V212H230ZM8 212V211H7ZM35 212H36V210H35ZM35 212H34V214H35ZM38 212V211H37ZM53 212V211H52ZM102 212V211H101ZM104 212V211H103ZM137 212V211H136ZM135 212V213H136ZM143 212V211H142ZM155 212V213H154ZM165 212H167L166 211V209H165ZM165 212H164V214H165ZM226 212V211H225ZM234 212V211H233ZM237 212V211H236ZM259 212V211H258ZM261 212V211H260ZM12 213V212H11ZM14 213V212H13ZM48 213V212H47ZM63 213V214H62ZM112 213V214H113ZM116 214L115 215H113V216H109V220L108 221H105V222H108L113 228H116L117 229V227H118V229H119V227L121 228L122 226H124V227H128V228H130L131 230H133V229H138V227L139 226H141V229H138L139 231L141 230L142 231V227L144 226V229H145V226H148V225H144L143 223V221H145V220H143L144 218H142V219H139L140 217H143V215H144V213H143V215L142 216H140L138 213V219H135V217H136V215H131V217H133V216H135L134 217V219L136 220V221H134L132 218H129V217H123V215L121 216V217H119L118 215H117V212H115ZM118 213H120V212H118ZM130 213V212H129ZM151 213H154V214H151ZM62 214V215H61ZM88 214V213H87ZM111 214V215H112ZM146 214V215H147ZM160 214V215H159ZM167 214H169V213H167ZM166 214V215H167ZM228 214V213H227ZM226 214V215H227ZM230 214V213H229ZM228 214V215H229ZM237 214V213H236ZM252 214V213H251ZM250 214V215H251ZM31 215V216H30ZM47 215V214H46ZM56 215V216H57ZM78 215V214H77ZM86 215V214H85ZM105 215V214H104ZM108 215V214H107ZM117 215V216H116ZM125 215V214H124ZM227 215V216H228ZM256 215V214H255ZM10 216L12 217L11 219H10ZM18 216V215H17ZM49 216V215H48ZM76 216V215H75ZM74 216V217H75ZM81 216V215H80ZM103 216V215H102ZM214 216H215V213H214ZM220 216H222V215H220ZM225 216V215H224ZM241 216V215H240ZM261 216H262V214H261ZM35 217V216H34ZM38 217V216H37ZM36 217V218H37ZM98 217V216H97ZM144 217H145V215H144ZM147 217H148V215H147ZM150 217V218H151ZM231 217H232V215H231ZM7 218H8V216H7ZM47 218V217H46ZM73 218V217H72ZM89 218V217H88ZM106 218H107V216H106ZM149 218V217H148ZM160 218V217H159ZM162 218V217H161ZM167 218V217H166ZM238 218H240V217H238ZM6 219V218H5ZM146 219V221L145 222H147V223H149L150 221H148V219L147 218H145ZM159 220L160 222H156V220ZM217 219V218H216ZM235 219H236V217H235ZM38 220V219H37ZM36 220V221H37ZM79 220V219H78ZM168 220V219H167ZM215 220V219H214ZM226 220V219H225ZM7 221V222H8ZM39 222H40V220H38ZM42 221H43V218H42ZM47 221V220H46ZM71 221H72V219H71ZM80 221V220H79ZM204 221V220H203ZM215 221H218V220H215ZM237 221V220H236ZM238 221H241V222H243L244 221V219H242L241 218V220H238ZM263 221H264V218H263ZM8 222V223H9ZM78 222V221H77ZM85 222V221H84ZM83 222V223H84ZM102 222V221H101ZM213 222V221H212ZM223 222V221H222ZM230 222V221H229ZM244 222H246V221H244ZM256 222H257V219H256ZM42 223V222H41ZM147 223H145V224H147ZM217 223V222H216ZM11 224V223H10ZM11 224V225H12ZM40 224V223H39ZM77 224V223H76ZM154 224V223H153ZM164 224H165V222H164ZM220 224V223H219ZM229 224V223H228ZM239 224V223H238ZM243 224H246V223H243ZM242 224V225H243ZM6 225V224H5ZM12 225V226H13ZM43 225V224H42ZM74 225V224H73ZM108 225V224H107ZM139 225V226H138ZM178 225V224H177ZM224 225V224H223ZM40 226V225H39ZM62 226V225H61ZM77 226H78V224H77ZM162 226V227H161ZM165 226V225H164ZM187 226V225H186ZM228 226V225H227ZM229 226H231V225H229ZM256 226V225H255ZM264 226V225H263ZM41 227V226H40ZM71 227V226H70ZM70 227H68L67 229H68V232H69V230H70V232H72V235H70V232H69V235H70V237L67 239L68 241L66 242V245L67 246H65L64 244H62V245H64L65 247H67L66 249L70 252V254H68L67 252H66V255L68 254V256L70 257V262H72V264H102V260H101V258L99 257V255H96L95 253H96V250H95V253H93V251H88V250H86V249H84V247H82V249L80 250L79 249V251H77L76 249H75V247L76 246H72L71 245V242H72V240H74V238H75V236L76 235H79L80 234V232L79 231H77L78 229H76L75 230V228L73 227V229L72 228H70ZM111 227V228H112ZM166 227V226H165ZM181 227V226H180ZM235 227V226H234ZM250 227V226H249ZM253 227V226H252ZM26 228V227H25ZM77 228V227H76ZM125 228V229H126ZM127 228V229H128ZM140 228V227H139ZM147 228V227H146ZM151 228V227H150ZM149 228V226H148V229L149 230H147V229H145L144 231L147 233V231H148V233L150 232V230L152 229H150ZM238 228V227H237ZM34 229H32L33 230V233H34ZM90 229V228H89ZM123 229V228H122ZM168 229H169V227H168ZM188 229H189V227H188ZM198 229V228H197ZM196 229V230H197ZM216 229V228H215ZM228 229H230V227L228 228ZM43 230H46V231H43ZM49 230H51V228L49 229ZM113 230H115V229H113ZM129 230V229H128ZM153 230V229H152ZM164 230H165V232L167 231L166 230V228H164ZM208 230V229H207ZM212 230V229H211ZM222 230V229H221ZM231 230V229H230ZM254 230H255V228H254ZM56 231V230H55ZM89 231V230H88ZM93 231V230H92ZM111 231V230H110ZM120 231V230H119ZM135 231H137V230H135ZM134 231V232H135ZM153 231H155V230H153ZM162 231V230H161ZM210 231V230H209ZM237 231V230H236ZM256 231V230H255ZM30 232V231H29ZM145 232H143L144 233V235H146V233ZM156 232V235H157V230L155 231ZM155 232H150L151 234H153V235H149V236H143L144 238H143V240H144V242H143V244H142V246L144 245L147 249H157V251L159 250L160 252H162V254H163V252L164 253H167L168 251L170 252L171 251V249H172V246L173 245H175L176 243H172L173 245L172 246H168V248L169 247H171V249L169 250V249H167L165 246H166V244H164L163 246L161 245V243L163 244V242H161V239H159L158 240V237L160 236V234L159 235H157L158 237L156 238V235H154L155 234ZM214 232H216V231H214ZM222 232V231H221ZM245 232V231H244ZM32 233V234H33ZM128 233V232H127ZM138 233H140V232H138ZM161 233V232H160ZM229 233V232H228ZM235 233V232H234ZM23 234V233H22ZM27 234H29L28 232H27ZM31 234V233H30ZM162 234H164V233H162ZM168 234V233H167ZM203 234V233H202ZM214 234V233H213ZM224 234V233H223ZM222 234V235H223ZM232 234V233H231ZM237 234H239V233H237ZM141 235H143V234H141L140 233V235L139 236H141ZM165 235V234H164ZM197 235V234H196ZM221 235V234H220ZM229 235V234H228ZM262 235V234H261ZM19 236V235H18ZM23 236V235H22ZM21 236V237H22ZM100 236V235H99ZM170 235L168 234V237H169ZM195 236V235H194ZM202 236V235H201ZM205 236V235H204ZM208 236V235H207ZM211 236V235H210ZM224 236V235H223ZM232 236H234V235H232ZM242 236V235H241ZM52 237V236H51ZM90 237V236H89ZM161 237V236H160ZM172 237H174V236H172ZM190 237V236H189ZM209 237V236H208ZM221 237V236H220ZM229 237V236H228ZM243 237V236H242ZM264 237V236H263ZM1 238V237H0ZM29 238V237H28ZM60 238V237H59ZM119 238H120V236H119ZM162 238V237H161ZM170 238V237H169ZM241 238V237H240ZM248 238V237H247ZM4 239V238H3ZM2 239V240H3ZM21 239V238H20ZM141 239V238H140ZM171 239H173L174 240V238H171ZM170 239V240H171ZM192 239V238H191ZM263 239V238H262ZM1 240V241H2ZM55 240V239H54ZM124 240V239H123ZM142 239H141V241H143ZM163 240V239H162ZM172 240V241H173ZM198 240V239H197ZM237 240H238V238H237ZM252 241H253V239H251ZM0 241V242H1ZM56 241V240H55ZM62 241V240H61ZM63 241H64V239H63ZM66 241V240H65ZM64 241V242H65ZM188 241V240H187ZM193 241V240H192ZM221 241V240H220ZM244 241V240H243ZM29 242V241H28ZM54 242V243H53ZM60 242V241H59ZM79 242V241H78ZM92 242V241H91ZM124 242V241H123ZM263 242V241H262ZM106 243V242H105ZM131 243H132V241H131ZM133 243H135L134 241H133ZM137 243V242H136ZM170 243H171V241H170ZM181 242H179V244H180ZM188 243V242H187ZM232 243V242H231ZM240 243V242H239ZM2 244V243H1ZM84 244H86V243H84ZM90 244V243H89ZM96 244V243H95ZM94 244V245H95ZM138 244V243H137ZM168 244H169V242H168ZM167 244V245H168ZM178 244V245H179ZM198 244V243H197ZM228 244V243H227ZM186 246V244L184 243L183 244V246ZM188 245H189V243H188ZM191 245V244H190ZM199 245V244H198ZM222 245V244H221ZM253 245V244H252ZM49 246H51L50 248H53V250L56 252H53V251H51V254H52V252H53V255H54V253L55 254H57V256H56V261L57 260H59V261H55L56 263H54V258H53V260L51 259V257H50V253L48 252L50 249L48 248V250H47V247H49ZM60 246V247H59ZM129 246H130V244H129ZM143 246V247H144ZM193 244H192V248H193ZM244 246V245H243ZM248 246V245H247ZM87 247V246H86ZM94 247V246H93ZM131 249H133V248H135V246H134V244H131ZM133 247V248H132ZM149 247H151V248H149ZM178 246L176 245V248H177ZM249 247V246H248ZM7 248V247H6ZM79 248V247H78ZM101 248V247H100ZM146 248H145V250H146ZM182 248V247H181ZM181 248L179 247V249L177 248V250L178 251H180L181 250ZM184 248V247H183ZM192 248H190V249H192ZM222 248V247H221ZM233 248H234V246H233ZM232 248V249H233ZM239 248V247H238ZM245 248V247H244ZM94 249V248H93ZM151 249V253L152 252H154L155 253V251H153ZM185 249V248H184ZM193 249H195V248H193ZM192 249V250H193ZM196 249H198L197 247H196ZM200 250H201V248H199ZM210 249V248H209ZM0 250H2V249H0ZM64 250V249H63ZM136 250V249H135ZM147 251L148 253L150 252V251ZM162 250V251H161ZM173 251H175V249H174V247H173V249H172ZM187 251H189L188 250V246H187V249H186ZM185 250V251H186ZM191 250V251H192ZM203 250V249H202ZM205 250V249H204ZM206 250H208V249H206ZM218 250V249H217ZM220 250V249H219ZM249 251H248V253L249 254H253V255H258V256H261V257H264V250L263 249H261V248H258L256 245H255V247L253 248H249L248 249ZM3 251V250H2ZM133 251V250H132ZM178 251H175V252H173V253H176V252H178ZM191 251H189V253L191 252ZM224 250H222V251H219V252H217V253H215V254H209V252L208 251H202V252H200V251H194L195 252V255H198V256H195V257H202V262H204L203 261V259H204V257H205V255H207L206 257H207V259H205V260H207L205 263L206 264H210L209 263V260H211V261H213L212 260V257L211 256H213L214 255V257H215V262H216V264H239V261H240V259H242V261H243V258H240V259H238L239 257H237V255H235L234 254V252L232 253H225V252H223ZM238 251V250H237ZM242 251V250H241ZM106 252V251H105ZM133 252H135V251H133ZM215 252V251H214ZM136 253V252H135ZM140 253V252H139ZM151 253H149V254H151ZM172 253V254H173ZM178 253H180V255H182V252H178ZM178 253H176V254H178ZM185 253H188V252H185ZM191 253H193V252H191ZM191 253H190V255H191ZM2 254H4V253H2ZM138 254V253H137ZM136 254V255H137ZM170 254V253H169ZM169 254H167V255H165V256H168ZM194 254V253H193ZM192 254V255H193ZM37 255V257H38V253L36 254ZM52 255V256H53ZM106 255V254H105ZM123 255V254H122ZM135 255V254H134ZM152 255H153V253H152ZM179 255V256H180ZM185 254H183L182 256L185 258V260H188L189 259V261H190V259L191 258H189V256L187 255V257H188V259L186 258V256H184ZM203 255H204V257H203ZM147 256H151V255H146V259H148V261H149V258H147ZM154 256V255H153ZM170 256H171V254H170ZM174 257H175V255H173ZM177 257H179L178 255H176ZM182 256H180V258L182 257ZM119 257V256H118ZM138 257V256H137ZM142 257V256H141ZM169 257V256H168ZM194 257V256H193ZM194 257V258H195ZM210 257H211V259H210ZM2 258H3V256H2ZM67 258V257H66ZM66 258H65V260H66ZM1 259V258H0ZM120 259V258H119ZM138 260H141L142 259V261H143V257L142 258H137ZM136 259V260H137ZM182 259V258H181ZM198 259V258H197ZM199 259V260H200ZM263 259V258H262ZM2 260H4V259H2ZM1 260V261H2ZM39 260V259H38ZM111 260V259H110ZM138 260H137V262H138ZM163 260V259H162ZM161 260V261H162ZM168 260V259H167ZM184 260V259H183ZM194 260V259H193ZM195 260H196V258H195ZM200 260V261H201ZM7 261V260H6ZM68 261H69V259H68ZM144 261H146L145 260V258H144ZM150 261H151V259H150ZM163 261H165V260H163ZM177 261V260H176ZM182 261V260H181ZM192 261V260H191ZM210 261V262H211ZM242 261H240V263L242 262ZM11 262V261H10ZM13 262V261H12ZM15 262V261H14ZM63 262H64V260H63ZM110 262V261H109ZM121 262V261H120ZM178 262V261H177ZM188 261H186L185 262V264L187 263ZM201 262V263H202ZM214 262V261H213ZM212 262V263H213ZM66 263H67V261H66ZM69 263V262H68ZM67 263V264H68ZM142 262L141 261H139V264H141ZM149 263V262H148ZM162 263V262H161ZM189 263V262H188ZM197 263V262H196ZM2 264V263H1ZM4 264V263H3ZM6 264V263H5ZM11 264H13V263H11ZM40 264V263H39ZM58 264V263H57ZM60 264H64V263H60ZM70 264V263H69ZM108 264V263H107ZM112 264V263H111ZM134 264V263H133ZM190 264H195V261L193 262L192 261V263L190 262ZM198 264V263H197ZM242 264H247L245 261L244 262H242Z\"/></svg>", "mask_w": 264, "mask_h": 264}]
</instances>
